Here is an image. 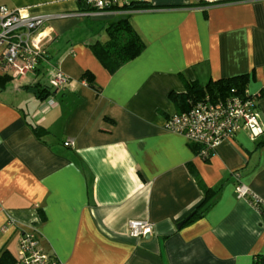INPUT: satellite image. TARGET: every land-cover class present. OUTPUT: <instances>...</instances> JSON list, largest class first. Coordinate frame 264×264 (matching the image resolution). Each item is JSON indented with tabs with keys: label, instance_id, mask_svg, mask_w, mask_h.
Returning <instances> with one entry per match:
<instances>
[{
	"label": "crops",
	"instance_id": "0c3cea01",
	"mask_svg": "<svg viewBox=\"0 0 264 264\" xmlns=\"http://www.w3.org/2000/svg\"><path fill=\"white\" fill-rule=\"evenodd\" d=\"M142 1L152 7L95 19L79 0H0L49 15L51 28L34 77L0 81V253L16 255L34 231L63 264H256L264 256V130L241 129L204 160L166 128L188 82L242 74L260 94L264 128V0ZM122 16L146 46L110 72L92 44L107 42L109 23ZM55 68L70 80L50 105L34 85ZM190 166L211 189L210 205L178 227L206 198ZM238 183L262 207L240 196ZM131 219L151 220L154 232L132 237Z\"/></svg>",
	"mask_w": 264,
	"mask_h": 264
},
{
	"label": "built area",
	"instance_id": "2783aa9c",
	"mask_svg": "<svg viewBox=\"0 0 264 264\" xmlns=\"http://www.w3.org/2000/svg\"><path fill=\"white\" fill-rule=\"evenodd\" d=\"M96 9L91 15L108 14L111 7L120 5V0H85ZM123 4L132 0H122ZM88 13V12H87ZM49 15H34L25 8L0 5V68L13 78L35 72L43 58H46V44L51 28L46 25ZM70 77L60 68H55L50 84L56 89L64 88ZM247 97L238 95L214 99L210 94L198 99L183 112H175L166 121V128L184 135L200 146L199 156L210 157L226 139H232L241 129H247L254 136L263 132L261 112L258 105L259 93L246 91ZM55 105L53 98L48 99ZM68 144V143H67ZM240 196L248 197L254 205L260 201L243 183L236 185ZM155 223L149 219H131L128 231L132 237L142 238L154 232ZM20 264H63L57 257L41 248L34 231H26L20 238L17 253ZM256 264H264V256Z\"/></svg>",
	"mask_w": 264,
	"mask_h": 264
},
{
	"label": "trees",
	"instance_id": "16d2710c",
	"mask_svg": "<svg viewBox=\"0 0 264 264\" xmlns=\"http://www.w3.org/2000/svg\"><path fill=\"white\" fill-rule=\"evenodd\" d=\"M82 11L92 12L96 8L88 4L85 0H79ZM152 7L150 3L142 0H132L129 3L123 5H116L111 7L114 10H132ZM109 40L105 43L97 42L92 44V49L97 58L104 64V66L110 71L114 72L117 68L125 64L126 62L134 59L142 53L145 48V42L138 33V31L133 27L128 16H122L117 19L111 20L108 27ZM12 76L6 72L0 75V81L7 82L11 80ZM83 79L86 83L94 87L98 92H100V86L96 85L94 82L93 74L90 71H86L83 75ZM249 74L237 75L229 78H222L218 80H211L205 85H201L197 82H188V93L183 101L182 110L183 112L187 110L192 103L198 99L203 98L205 95L210 94L214 99L225 98L227 96L238 95L242 97H247V89L249 83ZM36 93L43 100L53 98V95L57 90L51 84H41L38 82L34 85ZM33 131L38 136H41L47 129L41 125L31 124ZM261 134V133H260ZM259 134V135H260ZM194 150L199 153L200 146L193 144ZM199 155V154H198ZM204 160H208L209 157H203ZM190 170L197 181L198 185L206 193V198L189 216L187 220H192L200 215H202L205 210L209 207L210 203L208 201L211 198V189L207 187L203 180L201 179L197 170L190 166ZM217 190L213 191V194ZM208 195V196H207ZM258 207H262L259 205ZM18 262L17 254L15 255L9 249H4L0 253V264H16Z\"/></svg>",
	"mask_w": 264,
	"mask_h": 264
},
{
	"label": "water",
	"instance_id": "95a60500",
	"mask_svg": "<svg viewBox=\"0 0 264 264\" xmlns=\"http://www.w3.org/2000/svg\"><path fill=\"white\" fill-rule=\"evenodd\" d=\"M93 18L95 19H111L113 17H115V14H97V15H94L92 16ZM189 218V216L184 219L183 221H181L179 224H178V227H180L182 224H184V222Z\"/></svg>",
	"mask_w": 264,
	"mask_h": 264
},
{
	"label": "rangeland",
	"instance_id": "374dc122",
	"mask_svg": "<svg viewBox=\"0 0 264 264\" xmlns=\"http://www.w3.org/2000/svg\"><path fill=\"white\" fill-rule=\"evenodd\" d=\"M95 15H97V14H95ZM28 76H31L30 78H33V77H34V76H32L31 73H29ZM42 77H43V76H42ZM43 80H44V82H45L46 84H50V73L48 74V72H47V74H46V76H44ZM11 86H12V84H10V87H11Z\"/></svg>",
	"mask_w": 264,
	"mask_h": 264
}]
</instances>
